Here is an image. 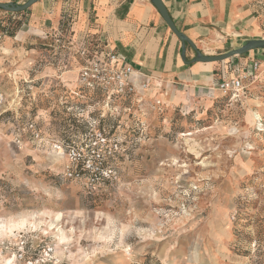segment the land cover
Wrapping results in <instances>:
<instances>
[{"label":"rangeland","instance_id":"rangeland-1","mask_svg":"<svg viewBox=\"0 0 264 264\" xmlns=\"http://www.w3.org/2000/svg\"><path fill=\"white\" fill-rule=\"evenodd\" d=\"M5 16L0 12V30ZM69 19L59 26L63 34L70 31ZM45 48L24 66L26 77L16 66L5 72L0 264H264L257 255L258 238L264 240L262 58H255L259 69L245 81L242 105L220 94L209 103L199 95L173 105L149 95L118 100L121 109L105 124L121 140L111 161L115 176L86 185L59 178L63 160L54 151L10 141L17 124L31 116L44 131L65 134L60 127L67 126L54 120L51 106L38 101L47 84L59 90L51 91L52 103L72 96L76 106L91 105L66 86L77 72L64 79L53 71L36 76L43 65L76 67L77 57L68 51ZM49 76L57 84L46 81ZM102 105L95 104V114ZM15 221H24L22 228L9 232Z\"/></svg>","mask_w":264,"mask_h":264},{"label":"crops","instance_id":"crops-1","mask_svg":"<svg viewBox=\"0 0 264 264\" xmlns=\"http://www.w3.org/2000/svg\"><path fill=\"white\" fill-rule=\"evenodd\" d=\"M161 1L177 29L203 54L217 55L239 48L248 40L264 39V0ZM64 17L70 18L68 35L59 28ZM83 45L118 54L122 63L131 65L136 72L131 78L136 94L141 98L145 95L158 98L166 105L188 103L198 95L209 103L219 94L213 89L217 79L246 70L257 56L264 60V49H259V52H248L244 59L233 56L219 65L215 64L217 62L185 64L180 56L179 39L150 0H38L25 13L23 24L14 37H1L0 90L5 91L7 70L16 66L15 69L26 77L24 66L27 67L41 50L47 49L45 47L53 53L64 49L69 52L68 56H76V67L63 65L60 73V67L43 65L40 69H44V73L37 77L53 71L55 77L64 79L65 73L77 72L80 64L77 51ZM185 56L187 60L195 56L188 44ZM46 81L52 83L55 79L49 76ZM76 85L77 80L66 84L70 91ZM55 92H59L58 88ZM245 95L246 90L235 103L242 105ZM167 99L174 102H164ZM0 110L4 111L5 105ZM0 167H5L3 143H0Z\"/></svg>","mask_w":264,"mask_h":264},{"label":"built area","instance_id":"built-area-1","mask_svg":"<svg viewBox=\"0 0 264 264\" xmlns=\"http://www.w3.org/2000/svg\"><path fill=\"white\" fill-rule=\"evenodd\" d=\"M77 56L80 59L77 69V85L75 90L70 92L83 99L77 88L103 89L105 94L96 105L103 104L104 111H97L95 114L96 110L93 108L95 104L88 107H67V111L77 119L75 128H73V124H68L67 128L60 127L65 133L64 135L44 131L37 116L27 117L17 124L10 141L17 148L28 144L34 148L54 151L63 160L62 170L58 174L62 181L75 180L92 185L115 176L111 161L121 147V140L119 137H114L110 130L100 126V119L106 113L115 117L112 111L121 109L116 105V102L136 94L131 79L136 72L131 65L122 63L119 55L112 51L101 52L96 48L83 45L78 49ZM259 66L258 61L252 60L246 70L241 69L234 76L217 79L213 89L221 96L236 102L240 93H243L246 88L245 81L251 80L255 76ZM227 70H230V66ZM8 76L12 78L10 75ZM12 80L17 85L16 79ZM22 81L29 82L26 78H23ZM142 87L145 88L146 84H143ZM17 95H19V90H17ZM111 101L113 104H110ZM7 102V95L0 90V107L6 106ZM8 109L6 107L5 111ZM126 109L129 110V108ZM22 252H24L23 249L19 253L20 259L23 258Z\"/></svg>","mask_w":264,"mask_h":264},{"label":"trees","instance_id":"trees-1","mask_svg":"<svg viewBox=\"0 0 264 264\" xmlns=\"http://www.w3.org/2000/svg\"><path fill=\"white\" fill-rule=\"evenodd\" d=\"M28 9L21 12H10L0 8V12L5 13V15H7L5 16L6 18L5 25H3L2 29L0 30L1 36L3 35L7 37H14L16 32L21 28L25 18V13L28 11ZM55 90H56L55 86H49L47 84L46 87L44 86L41 94L38 95L39 97L38 101L40 100L41 102H43L44 107H46L47 105L51 106V116L54 118V120L57 121L60 120L59 122L65 124L66 126L68 124H75L77 118L72 113L68 112L66 108L70 106H76L79 100L74 99L72 96L69 97L64 96L61 98L60 102H57L58 104L52 103V101L56 98L52 97L51 91H55ZM77 91L91 105H94L99 101H101V99L105 94V91L101 88H97V89L77 88ZM128 99H130V97H126L122 100L127 101ZM110 104H113V101H111ZM93 117H95L94 114ZM112 117L113 116H110L108 113H106L104 117L100 119V126L105 127V124L108 121V119H111ZM258 241L259 242H258L257 255L260 256L262 259H264V240H262V238L260 237L258 238Z\"/></svg>","mask_w":264,"mask_h":264},{"label":"water","instance_id":"water-1","mask_svg":"<svg viewBox=\"0 0 264 264\" xmlns=\"http://www.w3.org/2000/svg\"><path fill=\"white\" fill-rule=\"evenodd\" d=\"M37 1L38 0H26L22 4H18L15 2H0V8L10 12H21L31 7ZM150 1L159 12L165 24L169 27V29L173 32V34L179 39L181 43L180 56L185 64H189L190 62H203V63L222 62L233 56L243 55L255 49H264V39H252V40H248L244 45L240 46L239 48L231 49L221 54H217V55L203 54L199 50H197L194 43L184 33H182L177 29L162 1L161 0H150ZM186 44L191 46V48H193V50L195 51V56L191 60H187L185 56Z\"/></svg>","mask_w":264,"mask_h":264},{"label":"bare ground","instance_id":"bare-ground-1","mask_svg":"<svg viewBox=\"0 0 264 264\" xmlns=\"http://www.w3.org/2000/svg\"><path fill=\"white\" fill-rule=\"evenodd\" d=\"M254 115L257 117L258 115H257V113H254ZM255 116H253V117H255ZM24 222V221H23ZM23 222H21V221H15V222H12L11 224H9L8 225V227H7V229H8V231L9 232H13L15 229H20V228H22V226H23ZM6 229V230H7Z\"/></svg>","mask_w":264,"mask_h":264}]
</instances>
